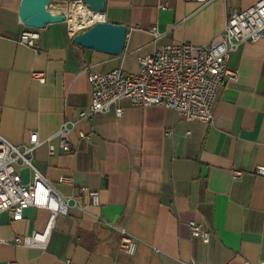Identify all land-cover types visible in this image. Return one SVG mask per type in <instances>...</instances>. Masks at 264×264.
Wrapping results in <instances>:
<instances>
[{"label":"crops","instance_id":"0c3cea01","mask_svg":"<svg viewBox=\"0 0 264 264\" xmlns=\"http://www.w3.org/2000/svg\"><path fill=\"white\" fill-rule=\"evenodd\" d=\"M256 1L105 0L104 20L127 26L122 52L112 54L75 43L64 21L37 28L36 47H29L19 40L29 27L20 16L21 0H0V133L21 143L36 131L43 141L34 149V165L59 194L77 203L71 199L58 213L44 248L15 245L13 239L41 230L47 209L27 206L17 220L1 211L0 264L264 260V175L255 172L264 166V36L230 52L227 65L238 76L219 88L213 123L128 99L78 117L91 98L88 72H137L138 58L158 46L208 43L221 34L232 10ZM154 24L157 40L150 32ZM32 70L43 71L44 82L32 79ZM116 105L123 109L120 117ZM66 119L75 121L72 150L60 151L53 137L56 149L49 154L44 140ZM20 174L23 182L32 178L27 167ZM80 186L98 190L99 203L90 204ZM189 220L209 231L208 241L191 234ZM120 228L135 239L132 254L119 249Z\"/></svg>","mask_w":264,"mask_h":264},{"label":"built area","instance_id":"2783aa9c","mask_svg":"<svg viewBox=\"0 0 264 264\" xmlns=\"http://www.w3.org/2000/svg\"><path fill=\"white\" fill-rule=\"evenodd\" d=\"M205 4L209 0H194ZM65 4V11L61 10ZM71 4L78 5L86 20H79L77 25L70 23ZM162 8L167 7L161 4ZM49 9L65 14L67 34L74 37L98 21H105L103 12L95 11L83 0H65L63 3L51 1ZM79 15V13H77ZM81 17V16H80ZM155 40L160 33L157 25L150 27ZM264 36V0H257L253 5L243 9L232 10L225 22L224 29L210 42L195 44L191 42L168 43L156 47L152 52L138 58L139 70L127 72L120 67L108 71H90L87 80L91 89V98L88 106L78 112L79 118H88L95 112L108 110L121 99H128L137 106L151 104L163 105L181 113L186 120H199L213 123V106L219 88L229 78H237V70L227 65L230 52L242 42H254ZM39 37L38 29L28 27L21 32V43L36 47ZM31 78L44 82L45 74L40 70H32ZM123 109L115 106V114L120 117ZM75 121L64 120L54 134L45 138L49 154L55 152L52 138L58 139V148L62 152L72 150L70 133ZM165 134L170 136L171 129ZM84 136L83 133L80 134ZM43 140H40L36 131L29 134L27 142L13 143L0 133V212L9 210L15 220L22 218L23 209L35 206L48 210L46 222L41 230H34L30 234L16 236L13 244L19 246L46 247L55 220L59 212L66 209L69 201L74 198L59 194L48 182L46 176L34 165V149ZM27 167L32 171V178L23 182L20 169ZM257 174L264 175V166L255 168ZM61 180L70 182V175H61ZM79 192L88 198L93 205L99 203V192L88 186H80ZM191 234L208 241L210 233L201 223L189 220ZM134 237L124 228H120L119 249L127 254L135 250ZM8 264H18L11 261ZM66 264H77L70 259ZM178 264H194L180 261ZM256 264H264L259 260Z\"/></svg>","mask_w":264,"mask_h":264},{"label":"water","instance_id":"95a60500","mask_svg":"<svg viewBox=\"0 0 264 264\" xmlns=\"http://www.w3.org/2000/svg\"><path fill=\"white\" fill-rule=\"evenodd\" d=\"M52 0H21L20 16L29 27L41 28L46 24L65 21V14L49 9ZM90 9L103 12L105 0H83ZM127 36L124 24L98 21L88 29L78 32L74 42L84 46L119 54L122 52Z\"/></svg>","mask_w":264,"mask_h":264},{"label":"bare ground","instance_id":"6f19581e","mask_svg":"<svg viewBox=\"0 0 264 264\" xmlns=\"http://www.w3.org/2000/svg\"><path fill=\"white\" fill-rule=\"evenodd\" d=\"M68 7L65 4L60 5V9L65 11ZM71 16H70V23L75 26L77 25L79 20H86L88 17L85 16L83 10L76 4H71ZM79 13V15L77 14ZM81 16V17H80Z\"/></svg>","mask_w":264,"mask_h":264}]
</instances>
